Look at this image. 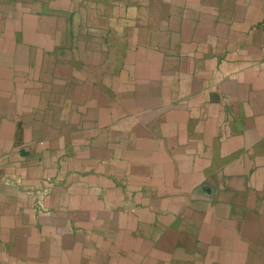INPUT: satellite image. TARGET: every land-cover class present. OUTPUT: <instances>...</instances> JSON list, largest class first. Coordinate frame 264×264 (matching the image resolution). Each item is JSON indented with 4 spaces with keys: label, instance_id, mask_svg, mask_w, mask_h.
Masks as SVG:
<instances>
[{
    "label": "crops",
    "instance_id": "obj_1",
    "mask_svg": "<svg viewBox=\"0 0 264 264\" xmlns=\"http://www.w3.org/2000/svg\"><path fill=\"white\" fill-rule=\"evenodd\" d=\"M0 264H264V0H0Z\"/></svg>",
    "mask_w": 264,
    "mask_h": 264
}]
</instances>
